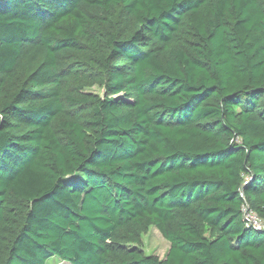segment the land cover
Masks as SVG:
<instances>
[{
	"label": "trees",
	"instance_id": "trees-1",
	"mask_svg": "<svg viewBox=\"0 0 264 264\" xmlns=\"http://www.w3.org/2000/svg\"><path fill=\"white\" fill-rule=\"evenodd\" d=\"M244 206L264 0H0V264H264Z\"/></svg>",
	"mask_w": 264,
	"mask_h": 264
},
{
	"label": "rangeland",
	"instance_id": "rangeland-1",
	"mask_svg": "<svg viewBox=\"0 0 264 264\" xmlns=\"http://www.w3.org/2000/svg\"><path fill=\"white\" fill-rule=\"evenodd\" d=\"M86 92L94 93L99 96L104 95L102 86L93 85L86 89ZM142 248L147 254H156L158 257L163 258L169 248V243L162 237L159 231L155 228H150L149 231L142 236ZM46 264H68L59 261L57 257H51L47 260Z\"/></svg>",
	"mask_w": 264,
	"mask_h": 264
},
{
	"label": "built area",
	"instance_id": "built-area-1",
	"mask_svg": "<svg viewBox=\"0 0 264 264\" xmlns=\"http://www.w3.org/2000/svg\"><path fill=\"white\" fill-rule=\"evenodd\" d=\"M243 220L248 226L259 230L264 229V221L248 206L243 208Z\"/></svg>",
	"mask_w": 264,
	"mask_h": 264
}]
</instances>
